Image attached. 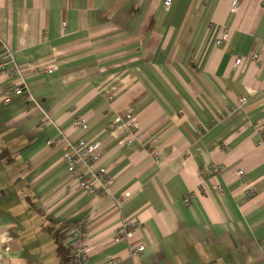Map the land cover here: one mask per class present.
Segmentation results:
<instances>
[{
    "label": "crops",
    "instance_id": "obj_1",
    "mask_svg": "<svg viewBox=\"0 0 264 264\" xmlns=\"http://www.w3.org/2000/svg\"><path fill=\"white\" fill-rule=\"evenodd\" d=\"M0 62L20 72H0V264H67L54 233L71 251L77 223L84 264H133L123 220L141 264H264L260 0H0ZM60 134L101 142L110 194L80 188Z\"/></svg>",
    "mask_w": 264,
    "mask_h": 264
},
{
    "label": "built area",
    "instance_id": "obj_2",
    "mask_svg": "<svg viewBox=\"0 0 264 264\" xmlns=\"http://www.w3.org/2000/svg\"><path fill=\"white\" fill-rule=\"evenodd\" d=\"M239 0H232V6L238 5ZM172 0H162V7L168 10L171 6ZM262 7L264 8V0H260ZM229 30L223 28L215 40V44L221 45L228 40ZM240 58H235L234 66L237 67L240 63ZM51 71V68H48ZM0 72H8L10 77L17 76L20 72L13 68H9L6 62H0ZM22 95L23 89L21 83H15L13 87H8L5 90L3 102H8L11 98L10 95ZM240 102L244 101V98L239 99ZM126 124L128 129L136 127L135 117L128 114L126 115ZM74 124L81 130H86L88 124L82 116H77ZM63 142L62 159L65 163L66 169L71 173L78 185L82 190L91 195H108L114 186V178L108 173L107 169L98 164L101 153V142L99 140L90 141L84 138H79L75 141L70 140L66 135L60 134L57 138L48 141V144ZM260 142L264 143V131L261 134ZM211 170H217L216 167H211ZM238 174L243 175L244 171L238 169ZM124 197V196H123ZM184 203L188 204L190 196L183 199ZM140 234V224L135 221L123 220L117 227L114 240H125L130 250L133 264H141L139 256L145 249V244L137 241ZM73 235L76 239V243L71 250L70 264H84L88 255V242L87 232L84 224L77 223L73 229ZM118 258H110L106 264H118Z\"/></svg>",
    "mask_w": 264,
    "mask_h": 264
},
{
    "label": "trees",
    "instance_id": "obj_3",
    "mask_svg": "<svg viewBox=\"0 0 264 264\" xmlns=\"http://www.w3.org/2000/svg\"><path fill=\"white\" fill-rule=\"evenodd\" d=\"M4 153L2 152L1 156H3ZM55 236V242H56V250L58 255L62 260H64L67 264H70V255L71 251L68 247H66L63 242L58 238V233H54Z\"/></svg>",
    "mask_w": 264,
    "mask_h": 264
}]
</instances>
